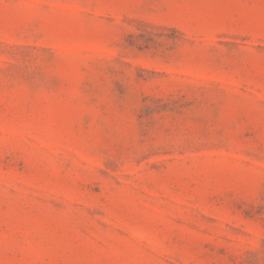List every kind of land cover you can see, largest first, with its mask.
<instances>
[{"label":"rangeland","instance_id":"rangeland-1","mask_svg":"<svg viewBox=\"0 0 264 264\" xmlns=\"http://www.w3.org/2000/svg\"><path fill=\"white\" fill-rule=\"evenodd\" d=\"M0 264H264V0H0Z\"/></svg>","mask_w":264,"mask_h":264}]
</instances>
